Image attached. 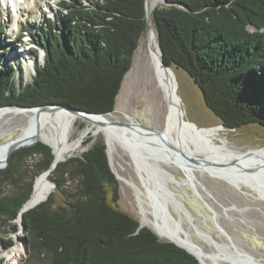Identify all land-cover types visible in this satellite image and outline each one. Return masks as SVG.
<instances>
[{
    "label": "trees",
    "instance_id": "obj_1",
    "mask_svg": "<svg viewBox=\"0 0 264 264\" xmlns=\"http://www.w3.org/2000/svg\"><path fill=\"white\" fill-rule=\"evenodd\" d=\"M167 1L151 11L164 62L189 74L206 106L226 127H264V0ZM61 8L62 14L46 19L41 38L35 40L45 60L39 62L34 49L31 84L22 83L19 91L12 81L13 66L0 67V107L66 103L111 113L149 27L146 0H62ZM24 32L33 33L22 31L13 42L23 43ZM52 149L42 141L21 147L0 168V241L5 247L13 245L9 234L19 228L17 219L35 180L55 158ZM29 158L36 162L31 170L27 166L24 178ZM49 179L64 203L56 205L52 191L24 212L29 262L201 264L185 248L160 239L119 209V182L105 143L59 162ZM7 183L16 190L5 193Z\"/></svg>",
    "mask_w": 264,
    "mask_h": 264
},
{
    "label": "rangeland",
    "instance_id": "obj_2",
    "mask_svg": "<svg viewBox=\"0 0 264 264\" xmlns=\"http://www.w3.org/2000/svg\"><path fill=\"white\" fill-rule=\"evenodd\" d=\"M61 1L0 0V67L8 64L13 66L12 81L17 84L19 91L22 89V83L33 82L36 73L34 49L38 50L39 62L44 63L45 51L35 43V40L41 38L40 30L46 24L47 18L54 19L57 14H62ZM164 4L162 0L155 7ZM18 29L30 30L33 33L31 35L29 32H24L23 43L13 42L18 36ZM149 29L148 27L141 38L132 67L124 78L113 110L115 113L112 121L140 122L145 126L164 131L168 123L164 94L148 75L142 78L138 72L149 53L151 44ZM251 30L253 31L254 28ZM16 53L25 55L26 58L22 57L16 61L13 58ZM173 69L177 79L176 90L185 112L184 118L194 122L201 129L187 123H177L168 131L173 140L168 138L163 143L156 135L143 136L135 129L122 126L117 138L110 142L106 138L105 130L98 127L90 129L86 118L79 116L70 136L73 150L61 161L82 154L96 143H105L111 167L119 182L120 199L117 205L120 210L129 213L143 224V210L149 211L148 216L152 217L151 211L154 209L149 195V187H151L159 194L162 206L169 208L177 220L183 221L182 226L194 241L200 243L209 252L223 254L217 257L214 263L235 264L231 259L238 258L240 264H264V199L258 197L250 188L245 186L239 188L226 179L213 175L224 168L219 166L220 170H215L209 166L206 170L200 167V163L195 162V159L199 160L198 157L202 156L217 159L218 156L236 155L231 153L234 150L246 151L257 147L264 143V127L249 124L237 130L224 128L220 125L221 120L206 106L201 91L189 74L183 69L175 67ZM8 93H12L10 89ZM21 116H6L0 119V146L21 138L27 131L29 119ZM49 130L57 135L61 131V122L56 120L51 127L38 129V133ZM119 136L140 146L136 158L118 139ZM152 137L155 139L154 144L143 141V139L151 141L148 138ZM138 142H142L149 149ZM161 144L165 145L166 149L158 147ZM208 144H223L227 147L211 149L206 146ZM189 150H194L195 154L190 153ZM175 157L188 160L189 170L186 171L178 166ZM26 161L27 163L23 165L26 171H22L24 178L28 175L27 166L31 170L36 158H29ZM48 183L50 191L45 197L53 191L56 205L63 204L61 192L51 184L50 179ZM69 186L74 187L73 184ZM3 190L5 193H12L16 188L13 184L7 183L3 186ZM108 197L112 202L111 188ZM143 226L151 228L148 225L143 224ZM157 235L162 240H168L162 234L157 233ZM9 236L13 238V245L5 247L0 241V251L10 250L14 245H19L23 247V255L18 259L1 257L0 264H33L27 260L30 255L27 230L19 224L17 231H11Z\"/></svg>",
    "mask_w": 264,
    "mask_h": 264
},
{
    "label": "bare ground",
    "instance_id": "obj_3",
    "mask_svg": "<svg viewBox=\"0 0 264 264\" xmlns=\"http://www.w3.org/2000/svg\"><path fill=\"white\" fill-rule=\"evenodd\" d=\"M161 1L162 0H148L147 2L148 8L151 10ZM148 35L151 41L149 53L143 65L139 67L138 72H139V76L142 78L143 77L146 78L148 75L150 80L154 81L157 84V86L162 90L164 94V98L167 102V106L165 108H167L166 114L168 116V123H167L166 129L164 130V135L167 137V139L169 138L173 140V137L169 136L168 131L172 129L178 123L176 121V109H177V104L178 102H180V100L177 97L176 84L173 83V80H172L173 75L171 74V70H166L161 64V53H160V48H159V42H158L157 33L154 27L152 29H149ZM15 55L16 56H13V58H15L16 61L17 59H21L22 57L26 58V56L25 55L22 56V54L19 55L18 53H16ZM175 91H176V94H175ZM40 113L41 114H40V119H39V126L36 124L37 110L35 109H22L17 106H11V107L8 106V107L0 108V119L6 116L15 117V115H22L21 117L23 116L28 117L29 119L27 122L28 129L23 134V136L18 139V141L19 142H29L35 138L43 140L44 142H46L53 148V151L55 154L54 162L59 163V161H61L68 152L73 150L72 143H70V136L75 127L74 125L76 124V121L80 115L69 111L65 107H62L54 111L44 110V111H41ZM114 113L115 111L109 114H105L103 116L91 117L90 119H86L88 122V125L90 126V129L98 127L99 129L105 130L104 132H105L106 138L110 142L113 139L117 138L116 136L117 134L120 133L119 130L122 127L118 124H112L113 122L112 117ZM56 120L57 122H61V131L57 135L51 130L44 131L41 134L38 133V129H41L43 127H51V125ZM128 129H135V128H128ZM135 130L141 133L143 136L146 135V133H142L138 129H135ZM151 135H154V134H151ZM118 139H120L123 145L126 148H128L130 152L133 153L136 158V152L140 146H138V144L134 142H129L127 139H124V137H120ZM148 139H151L153 143L145 139H143V141L149 144H154V141H155L154 137L148 138ZM138 143L142 146H146L142 142H138ZM206 146H208L211 149H216L221 146L227 147V145H223V144L222 145H211V144L209 145L208 144ZM158 147L160 148L164 147V149H166L165 148L166 146L165 145L163 146L162 144L159 145ZM7 148H8V145L0 146V165L5 161ZM189 152L195 154L194 150H189ZM231 153H235L236 155L238 154L237 156H240L242 155L243 152L239 150H234ZM261 153L264 154V150H262ZM206 154L208 153L206 152ZM177 155L181 156L179 154ZM212 157H215V156H212ZM225 157L226 156H218L217 159L220 160ZM174 160L177 162L178 166L184 168L186 171L189 170L188 160H185L179 157H175ZM211 167L215 170L216 169L220 170L218 165H212L210 166V168ZM142 172H143V169H142ZM49 174L50 173H41V175L36 180L33 195L29 202V207L35 206L38 203H40L43 197H45V195L50 191V185L48 183V179L50 176ZM144 178L147 179L145 176ZM120 179L125 181V179L123 178H120ZM149 195L152 198L151 205L154 207V209L153 211H151L152 217L148 216L149 211H146L145 209L143 210V214H142L143 224L150 226L151 228H153L155 232H157L158 234L164 235V237H166L168 240H172L182 245L183 247L187 248L189 251L195 254L203 264H216L214 263V260H216L217 257H221V255L223 254L222 253L216 254L213 252H209L200 243H197L196 241H194L191 235L182 226L183 221L181 222L177 220L175 216L171 213L169 208L162 206L163 205L162 201L156 190L149 187ZM214 242L216 243L217 246H219V244L216 241ZM23 251L24 250L22 246L14 245L10 250L8 249L2 252L0 251V258L4 256H8L9 258H12V259H18L23 255ZM231 260H233L235 264H240L238 258L237 259L232 258Z\"/></svg>",
    "mask_w": 264,
    "mask_h": 264
},
{
    "label": "water",
    "instance_id": "obj_4",
    "mask_svg": "<svg viewBox=\"0 0 264 264\" xmlns=\"http://www.w3.org/2000/svg\"><path fill=\"white\" fill-rule=\"evenodd\" d=\"M163 1L165 4H169L167 0H163ZM147 2H148V0H146L147 22H148L149 28L152 29L153 23H152V19H151V10L148 8ZM159 48H160V53H161V64L163 65V67L166 70H171V74L173 75L172 76L173 83H175V82L177 83L175 72L173 73V71H174L173 67L170 65H167L164 62L163 52H162L160 44H159ZM175 94H176V91H175ZM177 97L181 101V98L178 95V93H177ZM181 102H178L177 109H176V121L178 122V124L179 123L180 124L181 123L182 124L188 123L190 125H194L197 128L201 129L194 122L186 120L184 118L185 112H184V108H183ZM4 107H8V106H4ZM4 107H0V108H4ZM17 107H20L22 109H35V110H37L36 124L38 126H39V119H40V114H41L40 112L41 111H44V110L54 111V110L60 109L62 107H65L69 111H71L75 114H78V115H80L86 119H90L91 117H98V116L105 115L102 113H94V112H88L86 110H81V109H78V108L73 107L71 105H68L66 103L54 104V105L49 104V105L35 106V107H22V106H17ZM112 124H118V125L126 127V128H135V129H138L140 132L146 133V134L147 133L148 134H154V135L158 136L163 141V143L165 141H167V137L164 135V131H160L158 129H155V128H152L149 126H145V125L141 124L140 122H125V123L112 122ZM220 125L223 126L224 128H227V129H236V128H228L223 123H221ZM207 128H209V127H207ZM37 142H39V139H36V138L29 141V142H19L18 139L7 142L8 148L6 151L5 161L0 165V168H4L8 165V160L15 150H17L21 147H27V146L34 145ZM42 142H44V141L42 140ZM44 143H46V142H44ZM262 150H264V143L259 144L257 147L249 148L246 151H241L243 153L240 156L233 155V156L225 157V158L220 159V160L219 159H211V158L202 156V157H198L199 160L195 159V162L200 163V167H202L203 169H206V170H207V167L212 166V165H218V166L224 168V169L220 170L218 173H213V175L220 176V177L226 179L227 181H229L230 183L236 185L239 188L242 186L250 188L253 192H255L257 194L258 197H260L261 199H264V154L261 153ZM53 153H54V151H53ZM182 153L184 154V152H182ZM184 155L191 158L187 154H184ZM54 161L55 160H53L49 169L44 171L43 173H50L57 167L58 163H55ZM109 161H110V157H109ZM110 165H111V162H110ZM36 180H35V183H36ZM35 183L33 185V191L35 188ZM51 183L54 187H56V185L53 182H51ZM32 195H33V192L31 194L30 198L25 202L24 206L22 207L21 212L19 214V217L17 219L19 224L24 229H26V225L23 224L24 212L36 207L41 202L45 201L49 196V195L46 196L37 205L29 207V202L31 200ZM140 227H143V224H140ZM169 241H172V240H169ZM172 242H174V241H172ZM176 244H178V243H176ZM178 245L183 247L180 244H178ZM183 248H185V247H183ZM185 249L187 251H189L187 248H185ZM189 252L192 253L191 251H189ZM193 255H195V254H193ZM198 260L200 261L199 258H198ZM200 263L203 264L201 261H200Z\"/></svg>",
    "mask_w": 264,
    "mask_h": 264
}]
</instances>
